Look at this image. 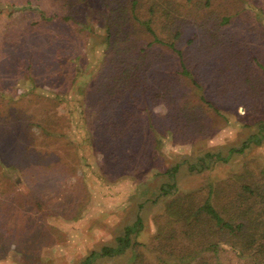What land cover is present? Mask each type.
I'll use <instances>...</instances> for the list:
<instances>
[{
  "label": "rangeland",
  "instance_id": "374dc122",
  "mask_svg": "<svg viewBox=\"0 0 264 264\" xmlns=\"http://www.w3.org/2000/svg\"><path fill=\"white\" fill-rule=\"evenodd\" d=\"M148 18L163 40L180 31L175 42L187 70L225 115L202 103L162 44L140 54L142 67L151 64L150 88L134 89L144 96L127 104L131 113L113 115L120 103L106 101L105 87L114 48L127 43L136 53L152 40L140 24ZM254 58L264 64V0H0V264H80L115 246L137 214L133 245L95 254L90 264H178L157 249L169 200L187 192L201 200L213 185L221 207L245 199L257 206L262 195L250 198L242 185L264 193V138L228 156L264 122V72ZM110 118L137 131L111 155L98 130ZM205 152L228 157L190 170ZM161 187L169 193L160 195ZM227 228L226 239L238 223ZM236 249L233 238L231 247L220 245L218 260L201 251L198 261L254 264Z\"/></svg>",
  "mask_w": 264,
  "mask_h": 264
},
{
  "label": "trees",
  "instance_id": "16d2710c",
  "mask_svg": "<svg viewBox=\"0 0 264 264\" xmlns=\"http://www.w3.org/2000/svg\"><path fill=\"white\" fill-rule=\"evenodd\" d=\"M210 0H206V3ZM229 16H223L221 19V24L229 21ZM151 18L147 20L140 21V24L144 27L145 31L150 34L152 40L148 41L143 47H137L136 53L135 50L132 52V45L127 43L123 46L114 48L115 57L113 60L114 63V73L109 78L106 85L110 84V87H105L108 91V100L114 97L116 103H120V106L117 107V113L113 114L114 116L118 115L120 111L121 116L131 113L132 110H129L128 103H133L138 101L140 96H144L143 93L134 92L140 85L146 87L145 91L150 87L149 83L145 82L147 78V71L150 69V61L148 64L142 67L145 64V57L143 59L140 57L142 52L148 53V48L152 47L154 44H162L175 53L179 59V64L181 67V74L187 76L197 95H199L203 104H205L208 109H212L217 113L225 115L224 112L217 106L211 104L208 100L205 99V94L202 93L196 78L191 72L186 68V65L183 61V53L176 46L175 40L180 36V31L176 30L172 35V39H162L158 36L156 29L153 27ZM123 33V32H122ZM113 32L112 28L107 27L106 35V46L107 48L112 47ZM220 42L223 43L222 38ZM227 47L220 45L221 55H227ZM61 52V49H60ZM131 54H134L135 57ZM60 53L58 57H60ZM227 57H230L227 55ZM142 59V61H140ZM258 67L264 72V64L257 62ZM224 63L230 65L228 58H224ZM31 63L27 67H31ZM48 65V64H47ZM229 69L231 67L228 66ZM110 71V67H106ZM103 72V71H102ZM146 74V75H145ZM51 78L46 76L44 81H50ZM35 80L32 79L31 87H36ZM113 84L116 89H114ZM34 87V88H35ZM43 94V93H42ZM44 95V94H43ZM46 97V95H45ZM130 108V107H129ZM118 119V116H117ZM257 132L249 136L245 143L241 144L238 147H231L228 150V156L233 153H242L245 148H247L250 143L260 144L264 138V122L257 123ZM101 142L104 146L108 148L109 154H113V151L117 150L118 145L126 147L129 144L131 145L134 141L133 137L137 134V131L133 130V126L130 123L124 125H117V123L110 118L104 126L98 127ZM109 141H112L109 143ZM136 142V141H135ZM135 142L132 146L135 145ZM227 156V157H228ZM227 157L222 156L220 153H211L205 152L202 156L197 158V161L189 164L190 170L201 171L203 169L209 168L210 164L213 161H226ZM179 168V164H175L166 172L168 174L174 175ZM174 190L177 191L176 186L170 185ZM243 190L247 191V195L253 197V195L262 196L259 197L260 203L257 206L247 205V200H234L232 204L228 207H221L218 203H214V187L213 185L208 186L206 194L202 197L201 200H196V195H193L191 192H187L183 195L177 196L166 204V210H169L167 214L166 224H161L162 227L159 229V243L162 244L157 249L162 252L165 251L167 257L171 261H178V264H208L204 257H202L203 262H199V257L202 252H208V254L213 253L214 257L219 255V247L221 244L227 243L231 247V240L235 238V242L240 246L237 252H243L244 250L255 259L254 264H264V259L260 255H264V193L260 191H255L248 185H242ZM169 191L165 190L164 187L160 188V195H167ZM224 210V214H223ZM229 214L225 217L226 214ZM234 222L238 223V232L235 235H231L228 239L224 238L227 235L228 226ZM142 227V219L139 214L136 215L135 220L131 225L124 227L123 235H120L116 238L115 246H103L98 253L91 252L88 257H86L80 264H90L92 257L95 254L100 256H114L120 255L126 251L127 248L133 245L131 236L136 234L139 229ZM199 243L198 248H194L193 245ZM202 251V252H201ZM261 258H259V257ZM145 263V262H144ZM218 264V261L215 263ZM220 264V263H219Z\"/></svg>",
  "mask_w": 264,
  "mask_h": 264
}]
</instances>
